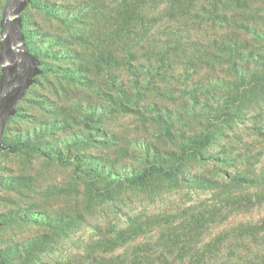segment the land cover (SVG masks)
<instances>
[{
	"label": "rangeland",
	"instance_id": "obj_1",
	"mask_svg": "<svg viewBox=\"0 0 264 264\" xmlns=\"http://www.w3.org/2000/svg\"><path fill=\"white\" fill-rule=\"evenodd\" d=\"M7 2L0 0V22ZM87 3L88 0H27L20 14L24 43L39 59V69L66 71L62 75L40 73L16 105L19 115L8 117L7 124L5 121L0 147V264L186 263L187 256L175 258L177 250L201 248L219 236L225 238L224 250L232 244L233 257H225L227 251L223 250L216 257H205L202 264H264V227L255 230L254 235L246 230L247 226L236 228L237 224L261 226L264 201L248 210L223 211L217 216L225 217L187 238L181 235L186 228L180 226L200 202L211 201L224 190L217 181L222 182L226 174H264V91L259 98L248 99L250 95H245L248 101L228 104L244 106L247 111H242L239 118L224 122L221 117V123L213 122L217 120L213 117L216 104L204 106L190 99L193 94L203 98L200 86L193 88L191 84L202 80L204 73L193 74L187 69L184 74L183 66H175L166 76L183 81L187 76V92L191 95L186 102L178 99L177 89L165 91L172 100L155 97V91L132 89V98L146 95L157 104L148 105L143 100L145 105L136 109L138 114L130 113L131 109L118 104L121 100L117 91L125 88L129 78L122 69L112 71L115 89L109 82L108 87L105 83L100 87L89 80L83 83L85 88L78 86L84 73L77 72L79 62L74 53L80 47L67 34L76 19L74 14ZM159 23L152 26L156 28ZM56 35L57 42L52 41ZM1 40L0 27V43ZM65 73L75 78L72 86L78 91L74 94L62 91L72 90L64 80ZM1 76L0 63V79ZM157 80L153 77L152 83L157 84ZM98 87L104 96L96 92ZM223 94L222 105L226 96ZM106 96L116 98V104ZM207 117L218 132L202 150L204 158L211 160L206 161L210 165L197 160L186 162L178 176L181 187L170 185L163 191L153 185L146 191L123 190L103 197L87 190L86 177L74 170L73 160L60 164L31 150L9 152L2 145L5 138L42 150L53 147L63 154L85 156L86 163L97 164L113 174L99 178L97 189L102 191L115 174H137L151 163L172 165L177 146L186 136H196ZM52 122L59 125L42 136V128ZM203 177L216 179V188H196L200 185L194 182ZM168 250L173 254L168 255Z\"/></svg>",
	"mask_w": 264,
	"mask_h": 264
},
{
	"label": "trees",
	"instance_id": "obj_2",
	"mask_svg": "<svg viewBox=\"0 0 264 264\" xmlns=\"http://www.w3.org/2000/svg\"><path fill=\"white\" fill-rule=\"evenodd\" d=\"M74 18L76 19L71 22L67 36L80 47L74 53L79 62L77 72L84 73L78 86L85 88L83 83L89 80L100 87L104 83L108 87L109 82L110 88L115 89L116 76L112 71L122 69L129 78L124 82L125 88L117 91L121 100L118 104L131 109L133 112L129 111L130 113L138 114L136 109L141 107L140 104L145 105L143 100H147L148 105L157 104L146 95L137 94L136 98H132V89L155 91V97L167 100L173 98L168 97L165 91L172 92L177 89L178 99L186 102L185 98L191 95L187 92V88H190L187 76H184V81L175 80L172 75L166 76L175 66H183L184 74L187 69L193 74L204 73L202 80L191 84L193 88L200 86L203 98L193 94L190 99L194 100L193 103H204V106L216 104V114L213 117L217 120L213 122L221 123V117H224V122L239 118L242 111H247L243 110L244 106L241 103L231 106L228 104L234 100L245 101V95H250L248 99L259 98L264 91V0H88V3L83 4V8L74 14ZM55 20L63 27L59 18L55 17ZM154 22H160L156 28L152 26ZM154 35L157 36L155 40ZM57 38V35L54 36L52 41L57 42ZM41 71L44 75H62L66 70L43 68ZM97 77V82L92 80ZM153 77L158 79L157 84L152 83ZM74 79L70 73H65L64 80L70 85L67 87L72 89L61 88L65 95L78 91L76 86H72ZM36 80L37 77L34 82ZM174 82L177 83L173 85ZM122 84L120 83L121 87ZM96 92L104 96L99 87ZM223 93L226 96L222 105L220 101ZM106 97L116 104V98ZM19 112L20 109L16 106L15 116H18ZM191 112L194 113L193 108ZM208 118L204 119L206 125L196 136H186L177 146L173 154L176 158L172 165L166 167L151 163L137 174H115L114 180L103 187L102 191L97 189L99 178L103 174H113L97 164L86 163L85 156L63 154L60 149L53 147L42 150L27 142H9L5 141V138L2 139V145L9 152L31 150L60 164L73 160L74 170L86 177L87 190L103 197L123 190L146 191L153 185L163 191L170 185L181 187L178 176L186 162L197 160L211 163L210 159L204 158L202 150L211 143L218 132L214 128L216 125H212L215 123L210 122ZM58 125V122H52L43 127L42 136L48 134L50 128L55 130ZM213 180L216 179L203 177L194 182L200 185L196 188L202 189L213 187L218 182V185L224 186V190L211 201L204 204L200 202L189 212L180 223V226L186 228L185 232L181 233L183 237L192 236L198 230L221 220L225 214H217L223 211L228 213L248 210L250 207L260 206L264 201L262 173L251 174L249 177L226 174L222 182ZM259 223L261 226L237 224L236 228L241 230L247 226L246 230L254 235L255 230L264 227V219ZM224 240L225 238L219 236L201 248L181 247L175 252V258L182 259L187 256L189 262L162 264H202L205 257H216L224 250ZM231 245L228 244L224 250L227 251V258L233 257ZM172 252L167 251L168 255L173 254ZM192 258L196 259L195 262L190 260Z\"/></svg>",
	"mask_w": 264,
	"mask_h": 264
},
{
	"label": "water",
	"instance_id": "obj_3",
	"mask_svg": "<svg viewBox=\"0 0 264 264\" xmlns=\"http://www.w3.org/2000/svg\"><path fill=\"white\" fill-rule=\"evenodd\" d=\"M27 0H8L0 22V147L5 121L41 73L40 61L24 43L20 14Z\"/></svg>",
	"mask_w": 264,
	"mask_h": 264
}]
</instances>
